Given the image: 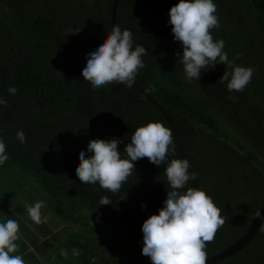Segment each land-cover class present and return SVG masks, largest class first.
Masks as SVG:
<instances>
[{"label": "trees", "instance_id": "16d2710c", "mask_svg": "<svg viewBox=\"0 0 264 264\" xmlns=\"http://www.w3.org/2000/svg\"><path fill=\"white\" fill-rule=\"evenodd\" d=\"M179 0H120L118 25L133 33L147 55L136 80L169 113L182 136L189 172L188 187L203 189L225 220L206 242L208 258L227 249L249 230L264 205V0H214L229 59L254 68L241 92L219 82L223 64L200 80L185 79L168 12ZM113 0H0V126L22 131L27 140L53 149L86 148L90 140L118 138L125 147L136 128L164 116L133 86L115 82L93 88L83 80L86 54L111 31ZM9 86L18 89L8 93ZM231 97V98H229ZM172 130V129H171ZM173 133V131H172ZM9 159L0 166V219L19 223L18 252L26 264H151L142 255V227L127 234L105 233L91 224L102 197H124L133 176L113 193L85 185L74 172L77 153L44 154L10 132L1 133ZM174 150L159 167L137 161L138 185L123 205L102 209L98 221L114 229L131 227L157 208L170 190L164 170L181 159ZM171 148V146H170ZM86 155H87V151ZM43 201L35 224L26 205ZM141 205H146L142 208ZM60 228L62 231H59ZM61 249L67 252L65 258ZM73 249L80 251L73 255ZM217 264H264V225L258 237L235 256Z\"/></svg>", "mask_w": 264, "mask_h": 264}, {"label": "clouds", "instance_id": "9594fccd", "mask_svg": "<svg viewBox=\"0 0 264 264\" xmlns=\"http://www.w3.org/2000/svg\"><path fill=\"white\" fill-rule=\"evenodd\" d=\"M216 12L214 0H179L170 8L168 25H171L174 41L180 42L183 49L182 53L175 55L189 82L193 79L199 81L204 72L223 64L231 71L225 70L219 82H227L229 93L241 92L251 83L255 70L236 63L240 54L230 60L224 51L225 41L214 40L210 29L220 26ZM145 55L147 50L144 46L134 47L131 30H122L119 25H114L102 42L86 54V63L81 69L83 80L90 82L93 88L113 82L132 88L139 71L145 67L142 59ZM7 91L16 95L18 89L9 86ZM0 107H7L3 97H0ZM16 135L23 143L24 133L18 131ZM122 142L115 137L90 140L87 155L84 148L77 153L79 162L74 172L78 179L85 185L98 183L101 188L116 193L133 176L134 162L146 157L159 167L175 148L172 130L159 121L135 129L131 142L124 147L126 156L118 151ZM8 159L7 145L0 136V166ZM190 168L187 158L173 159L168 163L164 170L170 186L167 198L158 214L151 215L142 224V255L149 257L151 264H206V242L213 240L225 223L221 209L203 189L188 187L190 180L197 179L195 172H189ZM111 203L107 196L99 201V205ZM44 206L43 201L26 205L29 218L35 224L47 221L48 217H42L41 213ZM18 233L16 220L0 219V264H26L22 253L15 254L19 248L16 243ZM61 255L68 256L63 249ZM73 255L79 256L80 251L73 249ZM92 264H95L94 259Z\"/></svg>", "mask_w": 264, "mask_h": 264}, {"label": "water", "instance_id": "95a60500", "mask_svg": "<svg viewBox=\"0 0 264 264\" xmlns=\"http://www.w3.org/2000/svg\"><path fill=\"white\" fill-rule=\"evenodd\" d=\"M119 2L120 0H113L112 3V9H111V29L114 25H118V9H119ZM134 87L164 116V118L167 120L169 123L176 142L177 146L180 152L181 158H187V154L184 148L182 136L180 134V131L178 130L174 120L172 117L169 115V113L146 91V89L136 80ZM5 132H10L13 135L17 136V132L6 126H0V134L5 133ZM24 142L28 144L32 149H34L37 152L44 153V154H58V153H69V152H78L81 148H76V149H53V148H48V147H41L33 144L26 138L24 139ZM85 151H87V147L84 148ZM118 151L126 156V153H124V147L118 145ZM188 159V158H187ZM138 166L137 162H134V169H133V179H132V186L129 190V192L122 198L113 201L109 205H100L98 206L91 214V224L93 227L109 234H127L134 232L138 230L139 228L142 227L143 222L148 219L151 215L153 214H158V210L163 207V202L155 208L147 217H145L143 220L138 222L137 224L128 227L126 229H114L111 227H107L103 224H101L98 219V213L105 208H111V207H116L125 204L128 202L134 195L137 185H138ZM261 214V218H260ZM264 221V206L261 208L259 211L258 215L255 216L253 223L250 227V229L245 233L244 236H242L237 242H235L233 245L228 247L227 249L217 253L216 255L208 258L206 261V264H217L221 261H224L232 256L237 255L241 251H243L247 246L250 245V243L258 236L262 224Z\"/></svg>", "mask_w": 264, "mask_h": 264}, {"label": "flooded vegetation", "instance_id": "af4514ba", "mask_svg": "<svg viewBox=\"0 0 264 264\" xmlns=\"http://www.w3.org/2000/svg\"><path fill=\"white\" fill-rule=\"evenodd\" d=\"M263 206H264V205H263ZM263 206H262V207H263ZM262 207H261V208H262ZM257 214H258V213H257ZM257 214H256V215H257ZM256 215L253 216V219L255 218ZM253 219H252V222H253ZM252 222H251V224H252ZM263 225H264V221H263L262 227H263ZM250 226H251V225H250ZM262 227H261V229H262ZM260 231H261V230H260ZM259 234H260V232H259ZM259 234H258V236H259ZM258 236H257V237H258Z\"/></svg>", "mask_w": 264, "mask_h": 264}, {"label": "rangeland", "instance_id": "374dc122", "mask_svg": "<svg viewBox=\"0 0 264 264\" xmlns=\"http://www.w3.org/2000/svg\"><path fill=\"white\" fill-rule=\"evenodd\" d=\"M59 231H62V229L60 228V230Z\"/></svg>", "mask_w": 264, "mask_h": 264}]
</instances>
